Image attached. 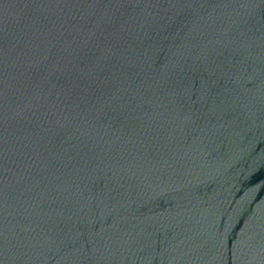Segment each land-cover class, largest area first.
<instances>
[{
  "label": "water",
  "instance_id": "95a60500",
  "mask_svg": "<svg viewBox=\"0 0 264 264\" xmlns=\"http://www.w3.org/2000/svg\"><path fill=\"white\" fill-rule=\"evenodd\" d=\"M0 264H264V0H0Z\"/></svg>",
  "mask_w": 264,
  "mask_h": 264
}]
</instances>
